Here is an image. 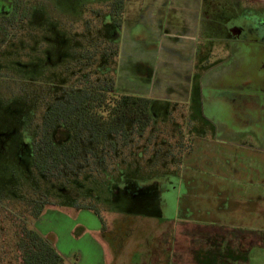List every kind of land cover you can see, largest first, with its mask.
<instances>
[{
    "label": "rangeland",
    "instance_id": "1",
    "mask_svg": "<svg viewBox=\"0 0 264 264\" xmlns=\"http://www.w3.org/2000/svg\"><path fill=\"white\" fill-rule=\"evenodd\" d=\"M73 1L40 0L39 4L41 10L47 12V6L52 3L59 15L73 24L80 18ZM93 1L79 0L83 7ZM0 2L7 4L5 0ZM215 3L228 4L226 0ZM216 9L217 14L211 11L210 20L204 27L211 38L207 45L210 57L204 64L213 66L222 59L227 63L203 79V84H207L214 73L210 84L204 85L200 91H192L189 98L186 91H178L177 97L157 102L156 119L143 135L132 134L126 142L121 137H113L115 145H106L105 169L96 170L95 160L89 155L87 160L93 172H88V167L81 164L78 184L69 182L65 193L58 189L54 191L49 184H42V193L48 195L46 202L52 204L57 201V205H48L31 223V228L50 239L67 264H149V258L155 256L158 249L178 240L175 233L179 226H183L186 234L180 235L187 242L217 245L225 247L224 251L228 248L236 250L239 241L245 244L241 237L254 235V228L264 234V109L253 104L250 106L256 100L253 96L256 88L259 90L254 94L264 98V9ZM28 10V18L20 24L21 29L11 36L7 44L0 46V70L9 76L7 80L0 79L3 80L2 85L0 83V177L7 191L15 186L12 176L17 179L23 173V178L27 176V156L19 149L27 119L31 116V127L26 137L38 135L41 129L40 106L31 115V105L42 94L35 91L49 89L46 86L56 77L45 75L47 85L43 82V76L34 65L33 53L37 51L38 44L43 46L46 43L43 47L50 48L60 46L56 35L49 42L44 38L46 28L54 21L31 15ZM233 19H238L237 31L232 27ZM230 40L237 42L234 52L229 51ZM56 48L51 50L54 63L59 57L57 53H60ZM163 58L164 64L171 66L173 58L169 55ZM233 58L237 59L236 65ZM39 59L42 66L41 62H45ZM178 65L173 70L180 69V81H186V78L188 81L190 65ZM114 72L115 95L165 96L161 92L152 95L148 91L137 92L124 81L117 64H114ZM128 74L131 79L136 78L139 68L132 67ZM169 76L171 79L172 75ZM13 77L15 81L12 83L10 79ZM146 77L145 71H141L142 81ZM215 101L219 103L220 110L225 111L217 117L213 112ZM63 134L59 129L56 139L61 140ZM32 140L36 141V137ZM192 179L198 190L191 189ZM203 181L212 186L220 185L222 189L234 184L240 186L234 193L240 198L232 201L231 217L221 213L220 221L209 218L207 212L211 204L208 200L213 192L204 193L207 186ZM18 182L21 183V179ZM10 203L11 200H5L2 205L11 208ZM223 206L218 207L227 212ZM79 207L95 209L105 229H101L103 225L91 209ZM200 215L203 218H198ZM220 224L224 225L220 228L231 227L234 230L221 228L215 231L214 227ZM194 226L197 230L189 231ZM256 249L251 254L252 262H257L254 257L258 254L264 258V247ZM2 251L4 248L0 249V264H18L4 259Z\"/></svg>",
    "mask_w": 264,
    "mask_h": 264
},
{
    "label": "crops",
    "instance_id": "2",
    "mask_svg": "<svg viewBox=\"0 0 264 264\" xmlns=\"http://www.w3.org/2000/svg\"><path fill=\"white\" fill-rule=\"evenodd\" d=\"M216 1L222 2V0H131L125 11L123 35L117 42L119 54L114 61L120 74L124 75L127 85L137 89L139 93L148 91L150 95L157 92L165 94L166 97L161 96L160 98L146 96L152 103L157 100H167L165 98L170 100L173 96L177 97L178 91L183 93L186 91L188 96L191 84L197 85L198 89L203 88L205 85L203 79H207L209 72L227 63L222 59L213 66L207 65L206 67L204 64L211 53L208 52L207 47L211 43V38L204 28L206 21L210 20V12L216 13L217 7L264 9V0H226L228 4L219 5L215 3ZM228 44H230V52L236 51V41L230 40ZM165 55L173 58L171 66L164 64L163 57ZM181 63L190 65L188 81L187 78L186 81H180V69L173 70V67L176 65L179 67L178 64ZM132 67L139 68V76L131 79L128 72ZM141 71H145L147 74L143 81ZM169 75H172L171 79H169ZM179 83L181 84L177 87ZM180 95L184 97L183 94ZM200 100L201 97L198 101ZM191 181L194 183L191 189L198 190L199 187L196 189L195 180ZM203 182L207 186V192L204 193L213 192L208 200L211 204V209L207 212L210 214L209 218L220 221L219 214L221 213H227V216L231 217L234 207L232 201L240 198L234 193L240 186L234 184L232 187L222 189L220 185L212 186L209 182ZM222 204L227 212H222L224 209H219ZM201 217V215L198 216V218ZM220 226L224 225L220 224L214 227L217 229L215 231H219L221 228L234 230L231 227L220 228ZM182 227L179 226L175 233L178 237L177 241H172L171 244L169 242V246L158 249L161 250L160 252L157 251L155 254L154 251L152 252L156 257L152 255L149 258V264H264V258L259 254L254 257L257 262L251 261V254L257 250L256 248L263 249L264 247V234L258 228L252 229L254 235L246 234L245 237H241L245 244L239 241L236 250L231 251L228 248L224 251L225 247L217 245L187 242L185 237L180 235V233L186 234ZM194 227V229L191 227L189 231L197 230V226ZM203 228L206 229V227ZM188 234L194 235V233ZM213 234L215 233L213 232ZM258 234L261 238L257 236ZM253 237L254 239H252ZM233 248L235 249L236 246ZM225 252L229 255L224 254Z\"/></svg>",
    "mask_w": 264,
    "mask_h": 264
},
{
    "label": "trees",
    "instance_id": "3",
    "mask_svg": "<svg viewBox=\"0 0 264 264\" xmlns=\"http://www.w3.org/2000/svg\"><path fill=\"white\" fill-rule=\"evenodd\" d=\"M103 84V87L100 83L97 86L99 96L94 101L87 96L80 99L78 106L76 100L69 99L50 109L39 134L32 136L36 137V141L32 143L31 159L26 166L27 176L23 178L24 173L20 175L21 183L12 176L15 186L10 191L4 185L0 188V249L4 248V259L18 264H67L53 247V242L31 228V223L40 217L48 205H57L55 200L52 204L46 202L48 195L42 193V184H49L54 191L58 189L60 193H65L69 182L78 184L81 164L88 167V172H93L87 162L80 160L85 161L91 155L96 170L105 169L106 145H115L113 137H121L126 142L132 134L143 135L151 125L154 116L149 98L118 94L106 101V81ZM90 103L96 104L95 112L90 113ZM60 122L64 124L67 138L64 144L56 145L53 134ZM5 200H11V208L2 205ZM91 211L99 217L103 225L101 229L104 230L99 213L95 209Z\"/></svg>",
    "mask_w": 264,
    "mask_h": 264
},
{
    "label": "flooded vegetation",
    "instance_id": "4",
    "mask_svg": "<svg viewBox=\"0 0 264 264\" xmlns=\"http://www.w3.org/2000/svg\"><path fill=\"white\" fill-rule=\"evenodd\" d=\"M5 1H7V4L0 2V46L2 47L7 44L12 35H14L21 29L20 24H22L28 18V8H30V10L28 11L31 15H40L41 19L49 18L54 22L56 20L55 23L52 22L51 25H48V27L46 28V32H44V38L46 42H49L53 39L54 35H56L58 40L60 41V46H55V48L58 47V49L56 48L57 52H60L57 53L59 55L58 59H56L58 63L52 62L53 53L51 52V50L55 48H50V46L43 47L44 45H46V43H43V46H40L38 44L40 48L38 47L37 51L33 53L34 65L38 68L39 73H41V75L43 76V82H45V84L47 85V80L45 79L46 77H44L45 75L52 74L56 76L53 79V83H50L49 81L50 85L46 86L49 89H44L43 91L38 89H36V91L34 90L35 92L42 94H40V96H37L38 98H36V101L31 105V115H34V109H38V107L40 106L39 109L42 110L41 127L43 126V121L47 117L50 109L55 105H61L64 100L74 99L78 102V106H80V99H85L87 96L90 97L89 99L93 98L94 101L99 96L96 91L99 83L103 87V83L106 81L108 92L106 95L107 98H105V100L109 101L111 100V98H113L115 94L113 93L114 83L112 79H114L115 74L114 61L117 57L115 56V53L117 55L119 54L117 42L123 35L125 11L131 0H105L106 2H98L102 0H94L93 3L84 5V7L81 6L79 0H74L73 4L75 5V9L80 12V18L78 17V21L73 24H70V21L68 19L63 18L65 16L59 15L58 10L55 9L52 3H49L46 12L41 10L39 4L40 0ZM240 17L241 14L239 15V18ZM120 19L121 21L118 22ZM231 23L234 31H237L236 27L238 25L236 24H238V19H233ZM101 38L107 39H103L104 41L101 42ZM42 50L45 52L42 53ZM39 58H41V60H44L45 62H41L42 66L39 65ZM59 63L61 65L58 66L57 64ZM234 63L235 65L237 64V59L234 60ZM259 66L260 65H258V67ZM211 75V79H209V82L205 84L206 86L210 84L212 79L215 77L214 73H212ZM8 77L9 76L7 72H1L0 70V79L7 80ZM10 80V82L12 83L13 81H15L14 77ZM2 81L0 80V83ZM1 85L0 87H2ZM87 90L91 91L87 92ZM197 90L200 91L201 89H198L197 85L195 86V84H191L190 91H188V96H190L189 94L192 91ZM258 90L259 89L256 88L255 92H253V96L256 98V100H253L250 103V106L251 104H253V106L258 107V109L259 107L260 109H264V98H258L257 95L254 94ZM100 96V98H103L102 95ZM161 101L162 100H157L151 105L154 120L156 119L155 105L157 104V102ZM217 101H215L213 105V112L216 114V117L220 112H225L224 110H220V106ZM95 105V103L94 105L91 103L89 104V109H91L90 113L95 112ZM30 117L27 119V125L24 129L25 132L20 137L21 145L19 148L20 151L26 153L28 160L27 164L31 159L33 143L32 135H27V137L25 136V134L31 127L29 125V121L31 119ZM59 129L64 133L61 140L56 139V134ZM216 133L218 132L216 131ZM222 133L223 132H220L219 134ZM225 133L223 134H228ZM66 138L67 131L64 127L63 122H60L55 128V134H53L54 143L56 145H62L64 144ZM90 157L92 156L90 155ZM87 159L85 161L80 160V162L88 163L89 161ZM2 187L3 178L0 177V188Z\"/></svg>",
    "mask_w": 264,
    "mask_h": 264
}]
</instances>
